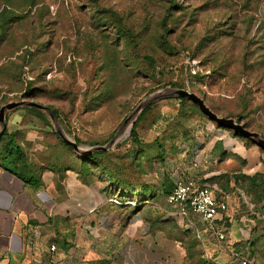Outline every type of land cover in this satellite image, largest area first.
Returning a JSON list of instances; mask_svg holds the SVG:
<instances>
[{"label":"rangeland","instance_id":"obj_1","mask_svg":"<svg viewBox=\"0 0 264 264\" xmlns=\"http://www.w3.org/2000/svg\"><path fill=\"white\" fill-rule=\"evenodd\" d=\"M174 88L264 138V0H0V107L21 99L49 106L83 148L119 133L106 154L83 161L47 112H6V129L18 121L12 132L37 171L69 168L119 208L165 209L177 175L197 174L211 187L204 174L223 167L217 184L233 176L244 194L242 213L259 228V256H248L264 263V152L256 143L174 96L122 125L140 102ZM224 132L247 160L218 151L217 161L211 138ZM108 174L135 194L120 197Z\"/></svg>","mask_w":264,"mask_h":264},{"label":"crops","instance_id":"obj_2","mask_svg":"<svg viewBox=\"0 0 264 264\" xmlns=\"http://www.w3.org/2000/svg\"><path fill=\"white\" fill-rule=\"evenodd\" d=\"M18 128L15 118L7 120L8 131ZM217 134L211 138L212 145L218 143L215 154L247 160L233 137ZM226 159V165L235 161ZM221 171L216 167L204 177L228 206L219 222L226 228L222 240L194 214L189 219L198 232L187 228L167 199L165 209H151L148 202L119 208L69 168L37 171L40 182L34 186L0 167V264H225L232 250L259 256V228L242 213L244 194L233 176L219 187Z\"/></svg>","mask_w":264,"mask_h":264},{"label":"built area","instance_id":"obj_3","mask_svg":"<svg viewBox=\"0 0 264 264\" xmlns=\"http://www.w3.org/2000/svg\"><path fill=\"white\" fill-rule=\"evenodd\" d=\"M166 199L173 209L172 213L187 221V228L198 232L194 222L189 219L190 214H194L205 222L207 229L214 233L218 239L225 238V224L219 222L223 221L224 212L228 207L227 203L222 197H217L206 183L192 175H177ZM111 200L116 205L122 203L117 197ZM131 204L134 205V203ZM50 249L54 251L55 245H52ZM231 256V260L225 264H264L238 250H232ZM50 264H57V262L52 261Z\"/></svg>","mask_w":264,"mask_h":264},{"label":"water","instance_id":"obj_4","mask_svg":"<svg viewBox=\"0 0 264 264\" xmlns=\"http://www.w3.org/2000/svg\"><path fill=\"white\" fill-rule=\"evenodd\" d=\"M165 96L188 98L194 104L197 105V107L201 110V112L209 120H212L216 122L218 125H222L229 130H232L236 134H239L245 138L251 139L264 152V138H262L260 134L249 130L245 125L241 124L239 121H236L232 117L219 116L216 112H214L209 106L205 104L203 98L199 97L194 92H191L189 90L182 89V88H174L164 93L161 92V93L153 95L149 97L148 99L140 102L136 106V108L133 110V112L129 116H127V118L124 120L122 125L124 127L128 126L143 109L149 106L152 102L158 100L161 97H165ZM20 106L33 107V108L47 112L52 122L54 123L55 131L58 133L59 137L63 140L65 144L70 146L75 153L81 156H90L96 151H107L111 148L112 145L116 143L119 137V133H116L106 145H96L91 148H83L79 146V144L76 141L70 139L64 134V132L62 131V129L57 123L53 110L49 106L43 105L35 101H29L26 99H21L19 101H10L0 107V126H1L0 137L2 136L3 132L6 129V118H5L6 112L11 111Z\"/></svg>","mask_w":264,"mask_h":264},{"label":"trees","instance_id":"obj_5","mask_svg":"<svg viewBox=\"0 0 264 264\" xmlns=\"http://www.w3.org/2000/svg\"><path fill=\"white\" fill-rule=\"evenodd\" d=\"M29 109L33 111H37V112L40 111V110L33 109V108H29ZM53 112L55 113V110H53ZM104 154H106L105 151H96L90 156H81V159L83 161H88V160L90 161ZM103 165L105 164L103 163ZM0 167L18 175L24 181L34 186L38 185L40 182L37 176L36 168L33 166V164H31L28 161L25 151L23 150L21 145L16 141L15 134L13 132L8 131L7 129H5L2 136L0 137ZM108 177H112V181L110 182V184L116 185V186L114 185L113 187H114V190H117L120 193V197L124 198L127 195L135 194V192H132L130 189L121 188V186H119L120 183H118L115 180L114 175L108 174ZM136 202L138 201L136 200ZM137 205H139V203ZM256 260L259 263H262L258 259Z\"/></svg>","mask_w":264,"mask_h":264}]
</instances>
